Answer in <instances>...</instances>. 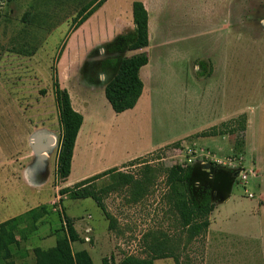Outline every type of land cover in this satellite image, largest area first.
Returning <instances> with one entry per match:
<instances>
[{
    "label": "rangeland",
    "instance_id": "1",
    "mask_svg": "<svg viewBox=\"0 0 264 264\" xmlns=\"http://www.w3.org/2000/svg\"><path fill=\"white\" fill-rule=\"evenodd\" d=\"M93 1L0 0V224L47 205L57 194L55 184L74 188L80 171L92 169L88 179L101 175L94 182L99 189L112 183L107 170L93 169L123 153L130 160L108 171L139 180L147 174L153 183L137 202L131 188L104 193L114 230L94 200H71L59 192L62 197L37 230L21 225H28V237L15 250L16 261L35 264L34 248L54 246L66 213L85 241L73 244L74 252L88 250L95 264L147 258L158 242L179 263L171 257L155 264H264V0H164L159 17L155 0H146L152 38L148 48L131 52L133 3L144 0H107L74 29ZM141 52L149 56L140 75L142 104L118 115L100 77L109 81L125 57ZM56 82L83 104L86 116L102 118L109 128L101 143L81 137L65 183L52 158L48 182L31 189L19 165L5 161L17 149L22 121L29 128L50 125L59 144ZM242 115L247 116L243 148L235 149L236 135L200 136ZM29 152L26 143L23 154ZM175 165L193 168L192 198L200 201L211 192L215 205L207 233L191 242L166 200L164 171Z\"/></svg>",
    "mask_w": 264,
    "mask_h": 264
},
{
    "label": "trees",
    "instance_id": "2",
    "mask_svg": "<svg viewBox=\"0 0 264 264\" xmlns=\"http://www.w3.org/2000/svg\"><path fill=\"white\" fill-rule=\"evenodd\" d=\"M106 2L107 0H95L84 7L74 29L77 30L84 25ZM133 22L135 36L128 48L130 52L144 50L150 44L149 13L141 1L133 3ZM148 64L149 56L146 52L125 57L120 62L117 74L105 87V97L116 114L125 113L136 107L144 91V83L140 72ZM55 86L63 129L57 174L59 180L65 183L72 173L76 142L84 123V117L73 108L68 90L62 89L59 82H56ZM234 123L237 124L236 127ZM246 130L247 116L242 115L236 121L224 123L222 129L213 127L210 131L201 133L200 136L236 135L235 149L239 150L245 145L244 134ZM174 146L179 147L180 143H176ZM164 172L165 184L168 189L166 200L173 212L179 217L182 230L188 235V241L191 242L205 235L211 225L209 217L215 210V205L211 202L209 194L200 201L192 198L189 180L192 177L193 168L191 166L175 165L165 169ZM108 174H111L112 183L103 188L99 189L94 183L101 176L97 175L77 183L74 188L67 187L59 192L62 196L67 194L71 200H94L107 220L110 221L109 230H114L115 219L104 203V193L108 194L123 188H131L133 200L137 202L147 194L149 186L153 183V177L146 174L143 180H139L131 174L115 170L104 173V175ZM51 206L42 205L0 224V264H29L27 262L18 263L15 250L21 247V241H27L28 236L25 233L28 231V225L33 228V231L37 230L39 222L51 213V209L55 205ZM25 223L28 225L21 228V225ZM54 234L56 237L55 246L48 249L34 248L35 264H95L87 250L74 252L72 244L76 242L84 243L85 241L76 230L72 218L62 217L61 227ZM19 236H21L20 239ZM149 250V257L128 256L123 260V264H155L157 260L171 257L179 263V257L175 256L171 248L165 243L152 244ZM103 264H109L106 258L103 260Z\"/></svg>",
    "mask_w": 264,
    "mask_h": 264
},
{
    "label": "crops",
    "instance_id": "3",
    "mask_svg": "<svg viewBox=\"0 0 264 264\" xmlns=\"http://www.w3.org/2000/svg\"><path fill=\"white\" fill-rule=\"evenodd\" d=\"M143 4L149 13V34H150V39H151L152 38V18H151L150 6L146 2V0L143 1ZM163 7H164V0H155V17L160 16V14L158 13V10L162 11ZM90 20H91V18H90ZM88 22H89V20H88ZM134 27H135V25H134ZM157 29L158 28L155 29L156 34H158ZM140 75H141V72H140ZM104 78H105V76L101 75L100 79L103 82L102 87H103V92L105 94V87L113 78L110 79L109 81H105ZM61 88L64 89V85L61 84ZM144 90H145V88H144ZM69 94H70V92H69ZM143 94H144V91H143ZM143 94H142L140 100L138 101L136 107L132 110L127 111V112H129V113L130 112H136V110L142 104V101L144 98ZM70 97H71L73 108L77 112L81 113L84 117V123H83L81 130H80V133H79V136H78V139L76 142L75 153H74V157H75L76 156V150H77L79 141H80L82 136L84 137L86 135L87 139L90 140V143H94L96 139H97V142L101 143L106 136L105 133H106L107 129L109 128V124L107 122H105L102 118L86 116V114H85L86 112H85V108H84L83 104L79 101L77 103L74 102V99H73L71 94H70ZM56 104H57V114L56 115H57L58 119H60V112H59L57 100H56ZM127 112H125V113H127ZM241 113L242 112H240V114ZM122 114H124V113H122ZM118 115H121V114H118ZM60 122H61V120H60ZM19 126H20V128H19L20 133L18 134L19 143H18L17 149H16L15 153H12L7 158L5 163H9L12 166H14L16 164L19 165V169H20L19 173L22 174L21 179L25 180V182L27 183L29 188L40 189L48 182V179H49L48 170L50 168V164H51L50 160L52 158H55V170L57 172L58 159H59V154H60V150H61V140L63 139V129H62V133L60 135L61 139H60V142L58 144V139L54 135V132L51 129L50 125H47V124L35 125V126L31 125V127L29 128L26 125V123L24 121H22V122H19ZM88 128H89V130H88ZM27 130H29V131H27ZM57 135H59V132H57ZM25 140H27V142H25ZM26 143L28 144V146L30 148V152L28 154H23ZM56 145H58V146H56ZM157 147L158 146L150 148V151L156 149ZM55 148H56V150H55ZM150 151H148V152H150ZM128 160H130L129 154L127 153L125 156V154L123 153V154L118 155L117 159L116 158L110 159L108 164L103 165V163H102L100 165V167H95V168L93 167L94 168L93 171L94 172L99 171V170H107L108 171L109 168H114L118 164H121V163L123 164L124 162H126ZM73 162H74V159H73ZM91 170L92 169H90L88 171V173H84V171H80L78 173V176L80 179L79 182L88 179ZM73 172L74 171H73V165H72L71 175L73 174ZM210 176H212V175H210ZM55 188H56L57 194L55 195V198L51 202H49L47 205H52V204L56 205L55 202L60 200V198L62 197L59 195V190L63 187L60 186V184H55ZM38 207H40V206H38ZM60 209H61V206H60ZM62 216H67V215L65 213ZM74 225L76 228L75 220H74ZM87 226H89V225H87ZM89 228L93 229L92 227H89ZM76 230H77V228H76ZM78 233L80 234L79 231H78ZM76 243H81V242H76ZM55 244H56V242H55ZM73 244H75V243H73ZM73 244H72V247H73ZM82 244H84V243H82ZM78 251H81V249L77 250V252Z\"/></svg>",
    "mask_w": 264,
    "mask_h": 264
},
{
    "label": "water",
    "instance_id": "4",
    "mask_svg": "<svg viewBox=\"0 0 264 264\" xmlns=\"http://www.w3.org/2000/svg\"><path fill=\"white\" fill-rule=\"evenodd\" d=\"M120 66V65H119ZM118 70H119V68H118ZM204 167L205 166H207V167H210L209 165H203ZM193 175V174H192ZM240 175V173L239 172H235L234 173V177H238Z\"/></svg>",
    "mask_w": 264,
    "mask_h": 264
},
{
    "label": "flooded vegetation",
    "instance_id": "5",
    "mask_svg": "<svg viewBox=\"0 0 264 264\" xmlns=\"http://www.w3.org/2000/svg\"><path fill=\"white\" fill-rule=\"evenodd\" d=\"M212 177V176H211ZM209 195H211V192L208 193Z\"/></svg>",
    "mask_w": 264,
    "mask_h": 264
},
{
    "label": "built area",
    "instance_id": "6",
    "mask_svg": "<svg viewBox=\"0 0 264 264\" xmlns=\"http://www.w3.org/2000/svg\"><path fill=\"white\" fill-rule=\"evenodd\" d=\"M191 162V161H190ZM244 178H246V176H244Z\"/></svg>",
    "mask_w": 264,
    "mask_h": 264
}]
</instances>
